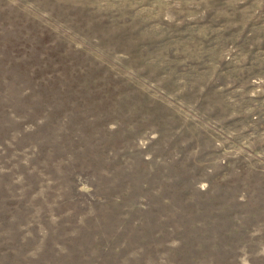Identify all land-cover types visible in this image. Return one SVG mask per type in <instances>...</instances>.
Returning a JSON list of instances; mask_svg holds the SVG:
<instances>
[{"label": "rangeland", "instance_id": "obj_1", "mask_svg": "<svg viewBox=\"0 0 264 264\" xmlns=\"http://www.w3.org/2000/svg\"><path fill=\"white\" fill-rule=\"evenodd\" d=\"M0 264H264V0H0Z\"/></svg>", "mask_w": 264, "mask_h": 264}, {"label": "trees", "instance_id": "obj_2", "mask_svg": "<svg viewBox=\"0 0 264 264\" xmlns=\"http://www.w3.org/2000/svg\"><path fill=\"white\" fill-rule=\"evenodd\" d=\"M42 82H44V81H42ZM41 82V83H42ZM45 83H50V82H46L45 81ZM49 96V98H50V100H51V98H53L54 97V95H48ZM42 106V105H41ZM51 122H45V121H42L41 123H39V125H38V127L34 130V133H39L40 131H42V132H40V133H43L44 135H45V131H50V132H52L51 130H45V128L46 127H50V129H52L53 127H55L56 125L55 124H50ZM40 138H43V140L44 139H46V136H48V137H54V135H53V133L52 134H48V135H46V136H40V135H38ZM52 143H54V142H52ZM54 147V146H53ZM97 201H99V199L97 200Z\"/></svg>", "mask_w": 264, "mask_h": 264}]
</instances>
